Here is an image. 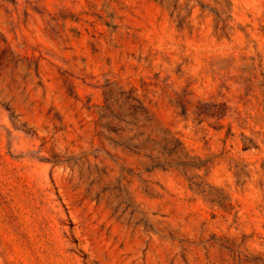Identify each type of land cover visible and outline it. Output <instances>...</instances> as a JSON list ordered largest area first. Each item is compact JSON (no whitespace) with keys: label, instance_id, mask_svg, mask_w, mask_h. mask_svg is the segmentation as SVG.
Segmentation results:
<instances>
[{"label":"rangeland","instance_id":"1","mask_svg":"<svg viewBox=\"0 0 264 264\" xmlns=\"http://www.w3.org/2000/svg\"><path fill=\"white\" fill-rule=\"evenodd\" d=\"M0 264H264V0H0Z\"/></svg>","mask_w":264,"mask_h":264}]
</instances>
